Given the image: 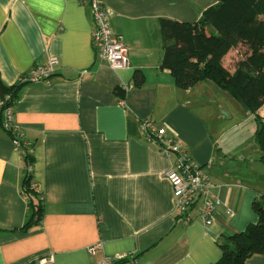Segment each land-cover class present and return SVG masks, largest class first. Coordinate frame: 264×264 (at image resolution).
Segmentation results:
<instances>
[{"label": "crops", "instance_id": "obj_1", "mask_svg": "<svg viewBox=\"0 0 264 264\" xmlns=\"http://www.w3.org/2000/svg\"><path fill=\"white\" fill-rule=\"evenodd\" d=\"M219 1L106 0L130 61L113 69L98 61L87 1L0 0L2 81L18 84L37 64L58 59L49 84L24 83L12 104L43 199L42 220L29 230L22 229L26 158L0 120V264H93L115 254L127 259L115 264H214L223 235L258 221L264 150L257 122L256 146L240 144L233 132L250 112L241 116L242 104L214 81L182 87L163 66L161 20L194 22ZM245 52L231 49L223 65L235 71ZM220 110L235 118L231 127L221 126ZM259 114L264 120V103ZM145 119L165 128L159 142L147 138ZM168 141L209 174L220 201L210 225L197 215L202 200L189 222L176 209L165 172L180 155L162 151ZM244 264H264V251Z\"/></svg>", "mask_w": 264, "mask_h": 264}, {"label": "trees", "instance_id": "obj_2", "mask_svg": "<svg viewBox=\"0 0 264 264\" xmlns=\"http://www.w3.org/2000/svg\"><path fill=\"white\" fill-rule=\"evenodd\" d=\"M161 35L163 66L171 69L176 83L189 87L202 80H212L240 103L243 101L248 111L256 115L257 140L264 150V120L259 116L264 103V0H220L207 7L194 22L162 19ZM244 46L247 52L231 72L223 65V58L231 49ZM23 84L8 86L0 76V120L13 138L16 134L4 127L3 112L12 107ZM124 91L117 89L121 96ZM24 157L27 168L23 186L29 213L22 229L29 230L40 224L44 209L42 192L33 171L28 170L33 165L32 154ZM253 208L258 221L244 231L223 235L219 242L222 255L214 264H244L250 255L264 251V200H256Z\"/></svg>", "mask_w": 264, "mask_h": 264}, {"label": "built area", "instance_id": "obj_3", "mask_svg": "<svg viewBox=\"0 0 264 264\" xmlns=\"http://www.w3.org/2000/svg\"><path fill=\"white\" fill-rule=\"evenodd\" d=\"M81 1H87L91 7L95 25L93 44L98 61L107 63L113 69L129 67L128 49L122 36L115 34L112 29L110 19L114 12L107 5L106 0ZM57 65L58 59L56 58H52L46 63H39L33 68L31 74L21 78L19 82L49 84ZM3 123L6 129L16 134L13 139L14 144L17 148L22 149L23 155L32 154V149L21 141L22 132L14 124L12 107H7L4 110ZM142 128L146 132L147 138L154 141H158L166 132L165 128L157 127L154 122L148 119L142 121ZM162 151L166 154L173 152L180 155L177 168H170L165 172L173 188L176 209L189 222L194 218L191 213L193 205L198 199H202V208L197 215L205 224L210 225L214 220L215 211L220 201L211 192L213 184L209 174L184 151L177 141H168L165 145L162 143ZM28 170H32L31 165L28 166ZM90 251L94 252L95 247H91ZM125 257L124 254L110 255L101 262L93 264H115Z\"/></svg>", "mask_w": 264, "mask_h": 264}, {"label": "rangeland", "instance_id": "obj_4", "mask_svg": "<svg viewBox=\"0 0 264 264\" xmlns=\"http://www.w3.org/2000/svg\"><path fill=\"white\" fill-rule=\"evenodd\" d=\"M239 110H241V112H242L241 116L244 115V117H245L246 115H245V111H244L243 106L240 107ZM220 113L221 114L224 113V115L222 116V119H221V126L223 128L231 127L235 121V118H229L225 114L226 112L223 110H220ZM246 117H247L246 123H244L242 127H239V129L236 132H233L234 137L232 139H235V141L239 142L240 144H245L246 142H248L249 145L256 146V142L254 141V138L252 137V133H251V127H252L251 124L256 123L255 115L252 112H250ZM242 128H244V129H242ZM240 147H241V145H240Z\"/></svg>", "mask_w": 264, "mask_h": 264}, {"label": "water", "instance_id": "obj_5", "mask_svg": "<svg viewBox=\"0 0 264 264\" xmlns=\"http://www.w3.org/2000/svg\"><path fill=\"white\" fill-rule=\"evenodd\" d=\"M243 108H244V111L247 112L248 111V106L242 101L241 102Z\"/></svg>", "mask_w": 264, "mask_h": 264}]
</instances>
